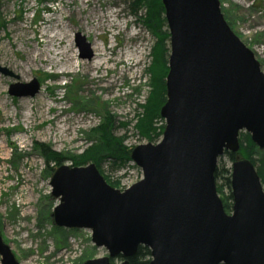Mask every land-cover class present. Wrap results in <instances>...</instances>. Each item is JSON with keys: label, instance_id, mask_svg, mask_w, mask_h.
I'll use <instances>...</instances> for the list:
<instances>
[{"label": "water", "instance_id": "obj_1", "mask_svg": "<svg viewBox=\"0 0 264 264\" xmlns=\"http://www.w3.org/2000/svg\"><path fill=\"white\" fill-rule=\"evenodd\" d=\"M169 32L166 100L159 141L133 147L141 178L122 190L94 163L60 165L49 180L51 217L63 229H87L107 255L82 264H129L139 246L148 264H264V187L254 165L231 163V212L224 211L214 172L245 131L264 149V73L231 30L219 0H161ZM81 58L92 51L76 33ZM0 74L18 80L0 65ZM40 82H13L12 97H32ZM121 256L118 263L110 259ZM0 264H20L0 234Z\"/></svg>", "mask_w": 264, "mask_h": 264}, {"label": "rangeland", "instance_id": "obj_2", "mask_svg": "<svg viewBox=\"0 0 264 264\" xmlns=\"http://www.w3.org/2000/svg\"><path fill=\"white\" fill-rule=\"evenodd\" d=\"M130 1L0 0V65L18 76L14 80L0 74V234L20 264H78L82 257L107 255L92 244L87 229H65V240L56 243L51 213L57 201L50 195L49 180L57 166L45 161L38 144L65 155L81 153L91 145L90 130L104 110L115 119L116 135L124 136L128 148L147 143L134 124L137 105L149 91L146 69L154 39L132 13ZM219 1L231 30L251 49L264 73V0ZM60 24L66 26V56L79 65L71 71L44 56L45 44ZM76 33L90 47L112 46L108 56L116 61L92 70L96 53L91 50L90 58H81ZM128 53L135 56L133 65L119 64ZM32 78L40 82L37 94H8L9 84ZM218 162L231 167L227 156ZM63 164L71 166L69 161ZM101 170L120 190L141 178L132 161L117 167L104 163Z\"/></svg>", "mask_w": 264, "mask_h": 264}, {"label": "trees", "instance_id": "obj_3", "mask_svg": "<svg viewBox=\"0 0 264 264\" xmlns=\"http://www.w3.org/2000/svg\"><path fill=\"white\" fill-rule=\"evenodd\" d=\"M132 13L136 19L151 33L154 41L151 46L150 64L146 69L149 77V91L143 103H138L134 129L140 137L147 142H157L162 134L164 124L155 125V122L161 120L159 115L160 107L166 100L165 76L168 71L167 59L169 55V32L164 17V8L161 0H131ZM227 19V18H226ZM229 23V21H228ZM142 109V111H141ZM101 121L94 126L91 131V145L85 148L81 153L65 155L61 152L53 151L45 143H39L38 149L42 152L45 161L59 166L69 161L71 166H84L94 163L100 173L102 164L109 163L113 167L124 166L131 162V149L125 145L124 136L116 135V121L110 112L104 110ZM239 147L236 152L224 151L232 163L236 157L249 160L255 167L261 183L264 187V151L259 149L251 140L250 134L240 131L238 134ZM55 166L50 168L53 171ZM231 167H225L218 162L214 178L217 193L225 212H229L232 207L233 197L230 189ZM108 184L117 188L118 182H111L107 176H103ZM50 212L47 218L49 219ZM54 234L57 236L56 243L65 240L66 230L57 226H52ZM72 231V230H71ZM74 231V230H73ZM91 256L82 257L78 264H82ZM121 260V256L110 259ZM129 264H148L150 261V250L148 247L139 246L134 255L128 258Z\"/></svg>", "mask_w": 264, "mask_h": 264}, {"label": "bare ground", "instance_id": "obj_4", "mask_svg": "<svg viewBox=\"0 0 264 264\" xmlns=\"http://www.w3.org/2000/svg\"><path fill=\"white\" fill-rule=\"evenodd\" d=\"M95 20H99V18H96ZM65 28L66 26L64 24H60L58 26V31L53 35H50L48 43L45 44V47H47V49L44 50V56H46L47 59L51 60L52 62L60 65L63 68V71H71L79 65L76 64V61H74L73 57L71 58L66 56L67 45L64 44ZM52 42H55V44H52ZM48 46H52L53 48H48ZM90 48L91 50H93V52L96 53L92 58L94 62V64L92 65V70L104 68L108 62L116 61L111 56H108L109 54L112 55V46H105L104 48H100L98 44H91ZM108 51H110V53H108ZM49 53H51V55H49ZM128 54L130 57L126 56L125 59L118 61L119 64L133 65L135 56L134 54Z\"/></svg>", "mask_w": 264, "mask_h": 264}, {"label": "flooded vegetation", "instance_id": "obj_5", "mask_svg": "<svg viewBox=\"0 0 264 264\" xmlns=\"http://www.w3.org/2000/svg\"><path fill=\"white\" fill-rule=\"evenodd\" d=\"M227 213H229V212H227Z\"/></svg>", "mask_w": 264, "mask_h": 264}]
</instances>
